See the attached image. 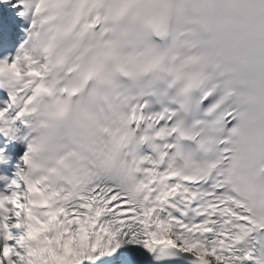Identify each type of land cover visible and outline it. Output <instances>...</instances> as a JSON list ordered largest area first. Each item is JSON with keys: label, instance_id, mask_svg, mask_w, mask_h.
Listing matches in <instances>:
<instances>
[{"label": "snow or ice", "instance_id": "obj_1", "mask_svg": "<svg viewBox=\"0 0 264 264\" xmlns=\"http://www.w3.org/2000/svg\"><path fill=\"white\" fill-rule=\"evenodd\" d=\"M7 2V0H3ZM0 264H264V0H15ZM0 147V161L5 159Z\"/></svg>", "mask_w": 264, "mask_h": 264}, {"label": "rangeland", "instance_id": "obj_2", "mask_svg": "<svg viewBox=\"0 0 264 264\" xmlns=\"http://www.w3.org/2000/svg\"><path fill=\"white\" fill-rule=\"evenodd\" d=\"M13 4H15V0H7V2L0 0V16L14 18L18 14L20 6L13 7ZM84 264H89V262L86 261Z\"/></svg>", "mask_w": 264, "mask_h": 264}, {"label": "bare ground", "instance_id": "obj_3", "mask_svg": "<svg viewBox=\"0 0 264 264\" xmlns=\"http://www.w3.org/2000/svg\"><path fill=\"white\" fill-rule=\"evenodd\" d=\"M21 8H25L21 6ZM123 257L122 250H118L112 257H102L101 259L94 262V264H113L116 261H120ZM86 263V261L84 262Z\"/></svg>", "mask_w": 264, "mask_h": 264}]
</instances>
